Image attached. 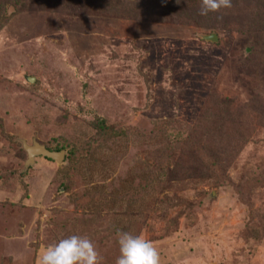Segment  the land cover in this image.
Segmentation results:
<instances>
[{
	"label": "rangeland",
	"instance_id": "rangeland-1",
	"mask_svg": "<svg viewBox=\"0 0 264 264\" xmlns=\"http://www.w3.org/2000/svg\"><path fill=\"white\" fill-rule=\"evenodd\" d=\"M44 1L0 0V264L71 235L115 264L117 231L264 264V0ZM22 139L65 158L25 169Z\"/></svg>",
	"mask_w": 264,
	"mask_h": 264
},
{
	"label": "clouds",
	"instance_id": "clouds-1",
	"mask_svg": "<svg viewBox=\"0 0 264 264\" xmlns=\"http://www.w3.org/2000/svg\"><path fill=\"white\" fill-rule=\"evenodd\" d=\"M180 3V0H176ZM232 0H200L199 15L221 13L232 8ZM221 19L222 16H218ZM119 256L115 264H162L158 248L142 235L117 231ZM102 258L95 244L87 236L71 235L50 244L38 258L37 264H101Z\"/></svg>",
	"mask_w": 264,
	"mask_h": 264
},
{
	"label": "water",
	"instance_id": "water-1",
	"mask_svg": "<svg viewBox=\"0 0 264 264\" xmlns=\"http://www.w3.org/2000/svg\"><path fill=\"white\" fill-rule=\"evenodd\" d=\"M202 37L207 41H219V35L215 32L210 34H202ZM28 80L33 82L35 79L29 77ZM22 143L24 149L28 153V159L26 160L25 169H28L31 165L35 164L36 158L38 156H44L46 158L57 160L58 162H63L65 158V150H51L45 144H42L37 140H34L33 144H29L26 140L22 139Z\"/></svg>",
	"mask_w": 264,
	"mask_h": 264
},
{
	"label": "trees",
	"instance_id": "trees-1",
	"mask_svg": "<svg viewBox=\"0 0 264 264\" xmlns=\"http://www.w3.org/2000/svg\"><path fill=\"white\" fill-rule=\"evenodd\" d=\"M11 2H13V3H16V2H19L20 3V0H10ZM22 1V0H21ZM44 3H46L45 4V6L44 7H46V8H43V9H47V10H49V9H53V7H57V8H54V9H59L58 8V6L59 5H63V3H60V4H57L58 2H57V0H45L44 1ZM54 5H57V6H54ZM62 8H64L63 6H61ZM62 8H60L61 10H62ZM70 9V8H69ZM72 9V8H71ZM64 10V9H63ZM73 11H75V9L73 8ZM101 122H103L102 123V126L101 127H106L105 125H104V120L102 119V121ZM49 149H51V150H58V151H60V150H64V149H52L51 147H49L48 145H46ZM48 159H50V158H48ZM74 160V159H73ZM76 161V160H75Z\"/></svg>",
	"mask_w": 264,
	"mask_h": 264
}]
</instances>
